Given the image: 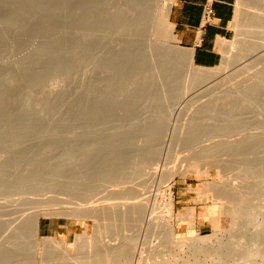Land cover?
Segmentation results:
<instances>
[{"label": "rangeland", "instance_id": "obj_1", "mask_svg": "<svg viewBox=\"0 0 264 264\" xmlns=\"http://www.w3.org/2000/svg\"><path fill=\"white\" fill-rule=\"evenodd\" d=\"M145 1L149 6L150 13L148 16V24L142 29L136 27L132 20L133 13L130 9L131 5L129 0H48L42 13L36 18H32V21H27V26L25 27H21L19 23L14 21L3 20L2 17L8 16L11 12L15 15H18V13L17 10H14L13 5H0V205L2 206L4 204V210L1 207L0 209L3 212H6L5 209L9 208V206H12V211L16 212L17 210H14L13 208L15 204V209H19V207L22 206V203L24 204L25 202L26 204V202H32L30 199L34 196L35 200H33V203L40 201L41 199V201L44 200V202L48 204L52 200V203H57H54L55 207H53L56 210H59V208H62L60 210L69 209V205L77 203L76 201H80L82 197L79 193L76 194V192H71L69 190L70 187L68 188V179L63 176L59 177L58 174H62L61 171L64 169L70 168L79 170L82 168V161L85 155H90L87 164L89 167L95 168L102 165V159H104L103 153L105 152L106 154L107 152L106 149L104 150L103 148L105 147L103 144V138H105L104 136L106 134L107 136L110 134L116 135L117 133L119 135H125L127 130H131L132 127L129 128V126L133 123L132 120L135 119H140L141 121L143 118H151V116L154 118L153 116H158V118L162 120V125L155 134L154 139L153 137L151 138V141L152 139L155 141L154 144L153 141L151 142L152 144L148 142L149 137L147 136L148 131L146 127L150 125L149 120V122H142L145 123L143 124L145 129L143 127L142 131L141 127L140 130L132 129L131 133L128 131L126 134V136L130 135V138L140 136L138 138L140 139L139 141H135L133 139L123 142L119 141L116 142L118 143L117 145H114V147L112 146V149L118 151V154L115 155L114 158L116 166L113 172V177L116 180L122 178L121 180L123 183L119 184L120 188H124L123 184L127 181L129 184L125 183V187H134V183H136V188L151 191V198L156 197L155 212L159 213V211H161V214H164V206L157 189V184L153 183L147 175L142 174L133 179L130 178V175L142 164L147 163V161L152 160L154 162L152 165L153 168L157 166L162 167L163 164L168 166H171V164L175 165V163L178 162L177 158L181 159L183 156H181V154L184 152L181 150L184 148L180 147L181 145L178 146L172 142L175 134L178 133L176 131V127L188 114L193 112L195 114H200V116L203 117V121L201 123L198 122L200 124L199 127H197L198 130L196 129V133L194 132L195 134H193L195 141L197 139L199 140L208 137L207 135L213 131V125L222 123L225 118L226 121L229 120L232 123H230L231 126L228 127L227 130H233L235 134L238 133L235 135L231 132V136H229V138L232 137V134L235 135L234 137H236V139L239 138H237V136L246 134L247 136L249 135L250 141H258L259 143V139L256 141L254 136H256V138H260V140L264 137V122L262 123V121H264V115L253 112L252 108L254 107V104L244 99H228L219 97L218 99L222 102V105L217 106L215 109L209 111L206 110L205 107H201L204 103H211L215 101L218 94L223 89H227L233 85H242V80L249 73L261 68L264 64V44L252 53L240 57V59L235 62H231V59H229L231 57H229L227 53V48L235 45L234 42L239 40L242 36L241 31L234 25L235 20H237V15H235L236 7L230 27V37L225 43V49L223 50L221 62L217 66L212 67L213 70L215 69L213 76L208 81L194 86L185 93H181L179 89L175 88V90L172 91L166 98H162L161 92H157L160 87L157 86L159 83L155 80L153 81L150 77V70L153 67L154 61L158 58L152 59L149 57L148 45L151 44L152 40H156L157 43L155 51H157V53H161L162 56L169 61H173L175 56L181 57L179 55L187 50L180 47L176 40L175 42H172L154 39L152 32L157 26L158 18H160V13L156 12L158 2L157 0ZM163 1L166 2L169 0ZM53 10H56V12H54L55 15L50 17L51 19L49 20L48 18L44 19L49 17ZM160 31L162 32V30ZM53 41L62 46V51L56 56L57 60L65 63V70L61 71L55 67H50L47 63L48 59H53L52 57L55 56L56 49L51 45L45 52L42 59L44 61L43 63H34L33 65L28 66L33 68V72H37V78L35 80H38L36 84L29 83L28 74L16 71L14 68V62L21 55L31 51L37 46L49 45ZM174 46H176V48H174ZM235 46L234 50L235 53H237L238 51ZM231 47L229 49L233 53L234 50L232 49L233 47ZM174 69L177 75H182V77L186 74H184V72L190 70L182 57L179 58ZM16 74L19 75L18 79L11 80L10 78ZM65 77L67 78L69 88L75 89L77 94L80 95V100L76 107L80 108L81 112L79 111L80 113H77L78 115L76 116L67 114L61 108L57 109L56 105H51L52 107L49 106L47 108L40 107L44 99V89H46V85L49 81L56 78L64 79ZM175 87H178V84ZM30 92H32L33 99L30 101L28 107H26L24 105V99L26 98L25 95ZM258 95L257 97L253 96V101L264 104V96L261 97ZM251 106L253 107L251 108ZM246 107L248 112H246ZM25 108L31 115H27L23 112V109ZM232 108L235 109L234 112L230 111ZM213 119H215V122ZM122 120H125V124L124 122H121ZM120 123L123 124L120 125ZM126 125L127 128H125ZM123 127L126 132L122 131L123 129L120 130V128ZM109 128H112V130ZM113 130H117L115 131L116 133H113ZM142 135H144V137H142ZM246 135L244 136L245 138ZM250 135H254L252 136L254 139H252ZM146 136L147 141H144ZM234 137L231 139H234ZM215 138L217 137L212 138V140H215ZM240 138L242 137L240 136ZM263 140L264 138L262 141ZM100 141H102V144ZM168 141L170 143H168ZM147 142L151 144V146H149ZM255 142L252 145H249V143L245 147H243L244 145H241L243 148H241L242 150L240 149V151V146H236L238 147V152H236V154L234 152L232 154L234 156L227 154V156L224 154L220 155V158L226 157L225 161L223 160L222 163L223 165L226 162V167L228 162V166L229 164L232 166V163L235 165L236 162V165L238 164L239 167H243L247 162H250V165L246 164V168L249 166L250 168L247 169H250L251 171L247 174L251 173L253 176H249L250 174L247 175V178L249 176L252 179L248 178L247 181L245 180L244 182L247 183L246 186L253 183V186L255 187L256 185L257 187L255 189L254 187H251L252 185H249V189L255 191L250 192L251 194H249V196L251 200H249L250 198L247 200V204H250V201H252V204L254 203L252 206L248 204L250 208L252 207L251 209L247 206V209L250 210V213H253V215H256L258 211H261L259 207V210L256 209V203H262L263 200L261 201L259 197L264 196V170L262 169L264 168V141L259 143L260 145H256L258 143L255 144ZM100 146L102 149H99ZM150 147L154 148L150 150ZM232 147L233 146L230 148ZM236 147H233V149ZM147 148H149V150ZM235 150H237V148ZM261 150L263 151L262 153ZM96 151L98 152L96 153ZM69 153H73L74 158L68 162L67 155ZM237 153L240 154V156ZM228 156H232L231 159L230 157L228 158ZM235 158H239L241 160L244 159L245 161ZM175 159H177V161ZM215 159L218 158L216 157ZM235 160H238V162ZM239 161L244 162L245 164L240 162L241 166L239 165ZM260 163L262 164L261 166L259 165ZM234 165L232 167H234ZM232 167L229 168L231 169V172L228 169L231 176L233 174ZM234 168L236 169V167ZM243 168H245V166ZM246 168L245 171L247 172L248 170ZM224 171L229 174L225 169L223 172ZM254 171L255 173L252 174ZM14 172H16V174H13ZM237 172V170H234V174H237ZM256 172H258L256 175V177H258L257 179L254 177ZM259 172L261 173L260 177L258 176ZM31 173L32 175H36L35 180L32 182L34 184L32 185L38 194L33 192L37 195L36 196L32 192H29L31 195L33 194V197L26 198L25 196L26 194L28 196V192H23L25 194L22 195L23 193H21V191H23L24 188L20 186L19 183L25 181L27 179L26 177L30 176ZM214 173H216V169L211 170V180L216 179V174L214 175ZM210 177L208 178L209 181H211ZM187 182H179L175 186L176 216H174L171 223H173L175 227H178L180 232L184 234L186 232L184 230H187L188 228V219L186 220L188 217L183 219L182 217L184 215L182 214L184 213L182 212H184L187 208L192 207L196 217V226L194 231L197 236L200 237L202 235V237H207V235L214 236L217 234L216 236H221V238H230V242H225L227 245H229L228 243H230V245L233 244L234 246L235 244H242V246L244 245L245 247H250L256 235L255 230L258 226L256 225V221V226L251 227L253 224L249 225V218L251 217V214L249 215V211L247 216L242 217V220L239 219L241 220V224L238 221L240 226L236 225L238 227L234 228H229L228 222L225 221L230 217L226 216L227 218H225V215H220L225 219L223 218L222 221V218L219 217L221 220H218L219 223L217 227L219 228V226H223V224H221L223 222L225 226H221L219 230L210 223H213V219L211 220V216L213 217V214L211 216L210 214L207 215L206 219H200L199 217L201 213L204 214L205 211H209L208 208H206V210L204 207H207L212 203L210 202L212 201L210 193H205L204 191L203 194H201L195 190L198 183H201L202 180L199 181L197 176L189 174ZM92 183L93 186L98 184L97 178L94 179ZM118 186L113 185V189H119ZM188 186H191L192 188L194 187L195 189L193 188L194 190L192 191L188 190ZM80 187L81 185L77 188ZM104 190L105 191L103 193H100L102 190H100L99 193L102 196L105 194L107 196L108 194L106 191H111L112 188L109 187L108 190ZM156 192L157 195L155 196ZM54 194L55 196H58H54L53 201L50 197H53ZM100 194H98V192L94 194V196L96 195V199L102 197ZM205 194L206 199H204L203 196ZM44 195L51 196L44 197ZM73 196L76 198L78 197V199L76 200ZM22 197L24 198L22 199ZM42 197H44L43 200ZM59 197H61V201L64 198L66 199L61 203ZM25 198L27 201H25ZM45 198H48L49 202L48 200H45ZM68 198V201H70L71 198L72 201L70 204L68 202L67 205L66 200ZM196 198L197 200L200 199V201H196ZM36 199L39 200L36 201ZM96 199L94 198L93 200ZM201 199L204 200L202 203ZM18 202H20V204ZM106 202L114 204L113 202H117V200L115 201V199H109L108 201L106 200ZM60 203H65V208L66 206L69 207L65 209ZM81 203L82 205L84 204L82 201ZM30 204L27 203L28 206L23 205L25 206L24 209H27L28 207V211H31L29 208H32L33 210V207L38 203H34L33 206ZM56 205H59V207ZM23 206L21 208H23ZM183 207L186 209H183ZM208 207L211 206L209 205ZM21 208L19 211L23 210ZM176 210L178 211V216ZM180 210L182 214L179 213ZM28 211L25 210V212ZM4 213L3 216H1L2 212L0 211L1 219L3 218L4 220L12 214L9 213V211L6 215ZM12 215L11 217L13 219L17 217ZM187 215L188 212L186 210L185 216ZM208 216H210V219ZM11 217L7 218V221H9L8 219ZM179 217L181 218L178 222L175 221L176 218L178 219ZM246 221L248 222L250 228L248 226V228L246 227ZM89 223L90 221H87V226L83 228L81 220H76L65 215H41L39 233L41 236H53L58 240L64 241L65 245H70V243L74 240V234H79L81 236L84 235L88 238L90 236H95V228H92ZM227 226L228 228H226ZM105 229L107 232H102V235L110 237L114 236V233H120L123 229H126L127 233L132 230V228ZM7 231V228H0V242L5 239L4 235ZM136 231L141 235L139 240L135 242L132 248L127 246V250H125L124 255H122L123 257L121 256L120 259L113 258L109 264H134L135 261L131 262L129 260L132 255L135 257L139 256V259H137L141 262L144 261L143 259L145 258L148 246H146L143 241V235L144 233H147L148 228H139V230ZM209 240L210 243H215L213 241V237ZM258 241V247L264 248V234L263 237L258 239ZM81 246L84 247L85 245L83 244ZM83 247H80V249H77L76 251L74 250L76 253L73 252L71 246H65L64 250L71 253L73 252L76 255H82L86 252L85 247ZM158 247L159 248L156 250H158L157 253L159 255L161 251L163 252V250V253H165H162V258H159L162 260L165 256L166 258L163 260L165 261V259H169L170 263L168 262V264H172L171 260L173 261L175 258L173 257V259H171V252H176L177 250L167 243L161 244ZM168 251H171L168 253L170 256L167 255ZM233 251L232 253L237 252V254H239V250ZM244 251L245 250H243V248L240 249L241 253ZM174 256L177 258L173 261L175 262L174 264L181 263H178V260L181 261L178 258L180 255H178V257L177 255ZM237 256L240 257L239 255ZM234 258H236V260L240 259L236 256H234ZM100 259L101 258L99 257L98 259L96 258L98 261ZM3 260L5 261L6 259L4 258ZM3 260L0 258V263ZM236 260L234 263L238 261ZM198 261L200 262L197 264H201L203 258L202 260L200 259L196 262ZM11 262L12 260H10V263ZM24 264H39V257L37 256V258H32L28 255L24 259Z\"/></svg>", "mask_w": 264, "mask_h": 264}, {"label": "bare ground", "instance_id": "obj_2", "mask_svg": "<svg viewBox=\"0 0 264 264\" xmlns=\"http://www.w3.org/2000/svg\"><path fill=\"white\" fill-rule=\"evenodd\" d=\"M129 1L131 5L130 9L133 13L132 20L135 26L141 29L143 27H146V25L148 24L147 22L149 21L148 16L150 13L148 4L146 3L145 0H129ZM47 2L48 0H0V5H4V4L13 5L14 10L15 11L17 10V13H18V15H15L11 12L8 16H3L2 19L8 20V21H14L16 23H19L21 27H25L27 26V21H32V18H36L42 13ZM157 2H158V6L156 7L157 8L156 12L160 13V16H159L160 18H158L157 26L156 28L153 29L152 35L154 36V39H157V40H164V41L166 40V41L175 42V38L173 34V25L168 21V14H169V10H170V6L172 2L170 1L165 2L163 0H157ZM235 7H236L235 15H237V20H235L234 25L241 31L242 36L241 38H239V40L234 42L236 46L233 45L232 46L233 48H232L229 45L233 50L235 49L234 48L235 46L238 51L237 53H235V50L232 53V51H230L229 49L230 47L227 48V53L229 57H231L229 58L231 59L230 60L231 62L232 61L235 62L238 59H240V57L252 53L253 51H255L256 49H258L264 44V0H236ZM54 12H56V10H53L50 13L49 17H46V18L43 17V18L44 19L48 18V20L51 19L50 17H53L55 15ZM160 30H162V32ZM156 43H157L156 40H152L151 44L148 45L149 57L152 59L158 58L156 59V61H154L153 67L150 70L151 71L150 77L153 81L155 80L157 81V83H159V85L157 84V86H160V87L158 88L159 90L157 92H161L162 98H166L172 91L175 90V88L179 89L181 93H185L186 91L190 90L194 86L208 81L215 73L214 72L215 69L213 70L212 68H207V67L204 68V67H199V66L194 65L191 60V55H190L191 53L187 50V51L182 52V54L179 56H181L185 60L186 65L188 66V68H190V70H188L187 72H184V74L185 73L186 74L183 75V77L182 75H177L174 67L178 63L179 58L181 57L175 56L173 61L166 60V58L162 56L161 53H157V51H155ZM51 45L54 46V48L56 49L55 56L52 57L53 59H48L47 63L49 64L50 67H55L61 71L65 70V66H66L65 63H62L59 60H57V56H56L62 51L61 45L53 41L49 45L37 46L31 51L21 55L14 62L15 64L14 68L16 71H20L22 73L28 74L29 83L36 84L38 80H35L37 78V72H33V68H30L28 66H31L34 63H40V64L43 63L44 61L42 59L45 55V52L48 49V47H50ZM174 48H176V46H174ZM167 62H170V63H167ZM179 76H181L182 78ZM18 77L19 75L16 74L10 79L17 80ZM177 84H178V87H175L177 86ZM44 90H45L44 92L45 94H44L43 102L40 106L41 108L42 107L47 108L51 105H56L57 109L61 108L67 114H71L75 116L81 112L80 108L76 107V105H78L79 103L80 95L77 94L75 89L69 88L66 77L64 79L56 78V79L50 80L49 83L46 85V89ZM257 95L261 97L264 96V64L261 68L252 71V73H249L242 80V85H233V86L228 87L227 89H223L218 94V97L215 99V101L211 103L210 102L204 103L205 105L203 104V106L201 107L202 108L205 107L206 110L210 111V110L215 109L217 106L222 105V102L218 99L219 97L228 98V99L230 98L240 99L241 98V99H244L254 104V107L251 106V108L253 107L252 108L253 112L264 115V104L256 103L255 101H253V98L255 96L257 97ZM25 97L26 98L24 99V105L28 107V105L30 104V101L33 99L32 92L27 93ZM23 110L25 114L27 115L30 114V112L26 111L27 110L26 108ZM246 110H247V107H246ZM230 111L234 112L235 109L232 108V110ZM246 112H248V110ZM153 117L154 118H152V116L151 118L149 117L143 118L141 121L140 119L132 120L133 123L130 122L132 124H130L129 126V128L131 127L132 128L131 130H127V133L128 131L129 133H131L132 129L140 130L141 127H142L141 131H142L144 127L143 124H145L142 122L144 121L149 122L150 120V125L147 126L146 129L148 131L147 136L150 138V139L148 138L149 140L148 142L151 143L155 137V134L157 133V131L162 125V122H161L162 120H160L158 116L157 117L153 116ZM124 121L122 120L121 122H124ZM202 121H203V117L200 116V114H195L192 112L188 114L185 118H183V120H181L179 125L176 127V131L178 133L175 134V137L172 143L173 144L175 143L178 146L181 145L180 147H183L184 149L180 147L179 148L182 149L181 151L185 152V153L183 152L184 154L183 153L181 154V156L183 155L181 159L177 158L179 162V163L177 162L178 164L177 163H175V165L171 164V166L163 164L162 167L157 166V167L152 168V165L154 162L151 160V161H147V163L145 164H142L139 168L135 169L130 175L131 179L137 176H140L142 174L147 175L152 180L153 183L157 184V189L163 201L162 204L164 206V214H161V211H159L160 214L158 212H157L158 214L155 212V198L156 197L151 198L152 197L151 191H145V190L136 188L135 187L136 183H134V187L133 186L125 187L126 185L125 183H128L127 181L124 182L125 185L123 184L124 188H120L119 184L123 183L121 180L122 178L120 177L121 179L116 180L113 177L114 176L113 172L116 166L114 163L115 162L114 158H115V155L118 154V151H115L112 148L114 147V145H117L118 143L116 142H119V141L123 142V141L131 140V139L135 141H139L140 139L138 138L140 136L135 137V138L134 137L130 138V135L126 136L127 133L125 135L123 134L119 135L118 133H117L118 135L110 134L111 136L109 134H108L109 136H107L106 134L104 136L105 138H103L104 139L103 144L105 145V147H108V148L103 147L104 150L106 149L107 152L106 154L105 152L103 153L104 159H102L103 160L102 165H99L95 168L89 167L87 164H88V159L90 155H85L82 161V166H81L82 168H80L79 170L68 168V169L62 170L61 171L62 174H58L59 177L63 176L64 178L68 179V182H67L69 184L68 188L70 187L69 190L71 192H76V194L79 193L80 196L82 197L81 199L79 197L80 199L79 201L77 200L78 197L76 198L75 196H73L76 198L77 203H73L72 205H69L70 207L66 206V208L69 207V209L67 210H60L62 208H59V210H56L55 208H53L55 207L54 205L55 202L52 203L51 199H50L51 200L50 202L52 204L49 202L48 198H45V200H48L49 203L47 204L46 202H44L43 198L46 196L50 197L51 195H46V196L44 195V197H42L43 201H41L40 198H39L40 201H37L39 199H36L37 202H34V203L36 204L38 203V204L37 205L35 204L36 206H34L35 208L33 207V210L32 208H29L31 211H28V207L27 209L26 208L24 209L25 206L23 205H27V203L28 204L31 203L30 205L33 206L34 204L33 200H35L34 199L35 196L33 197L32 195L36 192V190L33 188L32 184L34 183L32 182L35 180L36 175H32L31 173L30 176L26 177L27 179L19 183V185L24 188L23 191H21V193L28 192V196L27 194L25 196L26 198L33 197L30 199V201L32 202L30 203L26 202L25 204V202L22 200L24 202V204L22 203L23 208H21L22 206L19 207V209L20 208L23 209L22 211L21 210L19 211L18 208L15 209L16 204L15 206H13L14 210H17L16 212L12 211L13 210L11 208L12 206H9L10 209L9 208L5 209L7 213L5 211L4 213L0 209V211L2 212L1 216H3V213L5 215L8 214V211L9 213L13 212L12 214L14 215V217L17 216L16 218L13 219L11 217L12 214H10L9 217H11L10 218L11 221L10 219H8L9 221H7V218L9 217L7 218L5 217L6 219L4 220L3 218L1 219V216H0V228L8 229V231L4 235L5 239L0 242V258L1 260H3L4 258L6 260L1 261L0 264H24V259L28 255L31 256L32 258H35V257L37 258L38 256L39 264H44V263L46 264H95V263L109 264L113 258L120 259L121 256L124 255L125 250H127V246L132 248L135 242L139 240L141 235L140 233L136 231V230H139V228H148L147 233H144L143 235V241L145 245L148 246V249L146 251L145 258L143 259L144 261L142 262L138 260L139 256L135 257L134 255H132L129 258L131 262L135 261L134 264H168L169 259H165V261L163 260L164 258H166L165 256L163 257L162 260L159 258V257L162 258L163 254H165L163 253L164 250L163 252L161 251L160 255L157 253L158 250H156L157 248H159L158 246H160L161 244H165V243L170 244L171 247L177 250L176 252L170 251L172 258L171 257L169 258L173 259L174 257L175 259L173 261H175L177 258L174 255H177V257L178 255H180V257L178 258L181 261L178 260V263L179 262L181 263L179 264H195L197 260H200V259L202 260V258H203V261L201 262V264H264V248L258 247V242H259L258 239L260 237H263V234H264V210H263L264 196H262L263 195L262 194L261 195L262 197H259L261 201L263 200L262 202L263 204L261 202L256 203V209H258L259 207L261 211L260 212L258 211L256 215L255 214L253 215V213L251 214L250 210L247 209V206L248 207L249 205L252 206L254 205V203L252 204L251 203L252 201H250V204L248 203L249 204L248 205L247 200L250 198L249 196V194H251L250 192H255L249 189L251 185H252L251 187H254V186H253V183H251V185L248 184L247 185L248 187H247L246 186L247 183L244 182L245 180L247 181V179L250 178L249 176L251 177L253 176L251 175V173H249L250 175L247 174L248 172H251L250 169H247V168H250L249 166H247L246 168V164L250 165V162L246 161L247 163L245 164L244 162H241L242 160L245 161L244 159L241 160L239 158H235V159L241 160L239 161V165H241V163L245 164L244 166L248 170L246 172L245 168H243L244 166L239 167L238 164L236 165L235 161L238 162V160L234 161L235 165L230 160L231 157L234 156L232 154L234 152L235 154L236 152H238V147L236 146H240L239 148V151H240L241 148L245 147L249 143H250L249 145H252L255 141L254 140H253L254 142L250 141L249 135L247 136L246 134H245L246 138L249 137L248 138L249 140L244 137L245 135H240L242 138H240V136H237V138L238 137L239 138L236 139V137L234 136L238 133L235 134L233 130L232 131L227 130V128L231 126L230 125L231 122L229 120L226 121V118L225 120L222 121V123L213 125V131L212 133L207 135L208 137L204 139H199V140L197 139L195 141L194 140L195 138H193L194 136L193 134L196 133L195 130L200 125L198 122L201 123ZM213 121L215 122V119H213ZM263 122L264 121H262V123ZM122 124L120 123V125ZM146 124H149V123H146ZM125 128H127V125ZM121 129H123L122 131H125L124 127L120 128V130ZM110 130H112V128ZM115 131L117 130H113L112 132L116 133ZM231 132L235 134V135L232 134V137H231V138L234 137V139L229 138V136H231L230 134ZM147 136H146V139H144V141L145 140L147 141ZM142 137H144V135H142ZM152 137L153 139L151 141ZM214 137H217L218 139L215 138V140H212V138ZM254 138L256 141L259 139V143H262L264 141V140L262 141L264 137H262L261 140L260 138H256V136H254ZM254 138L252 137V139ZM154 142L155 141H153V144ZM100 143L102 144V141H100ZM168 143L170 142L168 141ZM256 143H258V141L255 142V144ZM259 143L256 145H260ZM151 144H149V146H151ZM241 145L242 146L244 145V146L241 147ZM231 146L236 147L237 150H235L236 148L233 149V147L230 148ZM153 148H151L150 150H152ZM99 149H102V147L100 146ZM147 149L149 150V148ZM263 151L261 150V153ZM97 152L98 151H96V153ZM223 154L232 155V156H228V158L230 157L229 159L230 162L234 165V167H236L235 169L234 167H232L233 165L230 166L229 164V166L233 168L232 176H231V173H229V171L231 172V169H229L230 167L228 166L229 162L227 163V167L229 168L226 167L225 165L226 162L225 164L222 165L223 160L225 161V158H226V157L220 158L221 157L220 155H223ZM238 155L240 156V154ZM216 157L218 159H215ZM73 158H74L73 153H69L67 155L68 162L69 160H72ZM177 159L175 160L177 161ZM232 161H233V158H232ZM261 163L259 164L260 166L262 165ZM224 165L227 169L224 167ZM223 168L229 174H227L225 171L223 172L224 170ZM259 168H262V167H259ZM212 169H216V173H214V175L216 174L215 180H211V177H210ZM262 169L264 170V168ZM262 169H259V170H262ZM234 170L238 171L237 174L236 173L234 174ZM16 172H14L13 174H16ZM260 172L258 174L259 177H260V174L262 173ZM253 173H255V171L252 172V174ZM257 173L258 172L254 174V177L256 179L258 178L256 177ZM189 174H193L197 176V179L199 181L202 180L201 183L200 182L198 183V185L196 186L197 187L196 189L194 187L193 188L198 193H201V194H203L204 191L205 193L206 192L210 193L211 198H212V201H210L212 202L211 203L212 205L209 204L211 207H208L209 205L207 207L206 206L204 207L205 209L208 208L209 210L207 211L208 213L206 211L204 212V214L201 213L200 215L197 213L200 219H206L207 215L210 214L211 216L213 214V217L211 216V220L213 219L212 220L213 223L212 222L210 223L214 225V227L216 228L219 223L218 220L219 219L221 220L222 218L221 216L225 215V218L230 217L227 219L228 221L225 220L226 222H228L229 228H234V227L240 226L238 224V221L241 224L240 221L242 220V217L247 216L248 211H249V215L251 214L250 215L251 217L248 215L250 218L247 217L250 219V222L247 220L249 222V225L253 224L251 225V227L252 226L254 227L256 225L258 226L257 229L255 230L256 235L250 247H245L244 245L242 246V244H237V245L235 244L234 246L233 244L230 245V243H228L229 245H227V243L225 242H230L231 241L230 238H225V237L221 238L220 235H219L220 237L216 236L217 234H215L214 236L207 235V237H202V235L200 237L197 236L194 231V228L196 226V217L194 215L195 212L192 207L187 208V209L184 208L185 206L183 207V209H186L188 212L187 216H185L186 210L182 212L184 214L181 213V210L179 212L182 215H184L182 217L183 219H185V217H188L186 218V220L188 219L187 221L188 228L187 230H184L186 231L184 234L180 232L178 227H175L174 224L171 223L174 216H176L175 215L176 214L175 213V186L179 182L180 183L187 182V178ZM247 175H249L248 178H247ZM209 177L211 181L208 180ZM96 178H97L98 184L93 186L92 182ZM80 185L81 187L77 188ZM113 185L114 186L119 185L118 186L119 189L115 187L117 189L114 190ZM109 187L112 188V190L106 191L108 194L107 196L106 194L105 195L103 194L104 196H102L100 193H103L105 191L104 189L108 190ZM187 188L188 190H191V191L194 190L191 186H188ZM254 188L255 189L257 188L256 185ZM100 190L102 191L100 192ZM29 192L30 193L34 192V193L31 195ZM96 192H98V194H100L103 198L100 197L102 199L97 198L99 199L97 200L96 195L94 196ZM24 194L25 193H23L22 195ZM156 195H157V192L155 193V196ZM54 196L55 194L53 195V197H50L53 199V201H54ZM203 196H204V199H206V194ZM93 197L96 200H93L94 199ZM23 198L24 197H22V199ZM26 198H25V201H27ZM60 198L61 197H59V199ZM69 198L66 200L67 205H68V202L70 204V202L72 201V198L70 201H68ZM197 198H196V201L198 200L200 201V199L197 200ZM65 199L66 198H64L62 201H65ZM109 199L110 200L115 199V201L117 200V202H113L114 204H112L111 202H106V200L108 201ZM55 200L57 201L56 198ZM249 200H251V198ZM62 201L60 199L61 203ZM81 201L84 203L83 205ZM202 201L204 200L201 199V203ZM18 203L20 204V202ZM58 204H59V200H58ZM3 205L2 206L0 205V207L4 210ZM61 205L63 206V208H65V203ZM203 205H204V202H203ZM56 206L59 207V205H56ZM251 208L249 207V209ZM25 210H27L28 212H25ZM176 212L178 216V211L176 210ZM14 213L15 214L17 213V214L15 215ZM41 215H56V216L65 215L70 218H74L76 220H81L83 228L87 226V221H90L89 225H91L92 228H95V236L94 237L90 236L88 238L87 236H84V235L81 236L79 234H74V238H73L74 240L70 243V245H65L64 241L58 240L57 238L53 236H41L39 233ZM210 216H208V218ZM180 218L181 217H179L178 219L176 218L175 221L178 222ZM223 218H222V221H223ZM247 221H246L247 223L246 227L248 226L250 228ZM255 221H256V225H255ZM221 224H223V226L221 225L222 227L225 226L224 222ZM221 226H219V228ZM105 228H132V230H130V232L127 233V230L123 229L122 231H120V233H114V236L110 237L107 235H102V232L104 233L107 232ZM133 228H136V229H133ZM226 228H228V226ZM211 237H213V241L215 243L209 242L210 241L209 239ZM83 244L85 245L84 247L86 249L85 250L86 252L82 255L78 254L79 256L76 255L75 251L77 249H80V247L82 248L83 246L81 245ZM65 246H71L73 249V252L75 253L65 251L64 250ZM242 248L243 250H245L243 253L240 252V249ZM232 249L234 251L239 250V254H237V252L232 253L233 251ZM170 252L168 251L167 255H169L168 253ZM237 255H239L240 257H238ZM234 256L240 259H237L238 260L237 261L236 258H234ZM98 257L101 258L99 261L96 260V258L98 259ZM10 260H12L11 263H10ZM235 260L237 262L234 263ZM173 261L171 260L172 264L175 263ZM154 262H157V263H154ZM199 262L200 261L196 262V264Z\"/></svg>", "mask_w": 264, "mask_h": 264}, {"label": "crops", "instance_id": "obj_3", "mask_svg": "<svg viewBox=\"0 0 264 264\" xmlns=\"http://www.w3.org/2000/svg\"><path fill=\"white\" fill-rule=\"evenodd\" d=\"M168 20L177 44L188 50L194 65L217 66L230 37L236 0H169ZM209 5L211 17L205 21L203 8Z\"/></svg>", "mask_w": 264, "mask_h": 264}, {"label": "built area", "instance_id": "obj_4", "mask_svg": "<svg viewBox=\"0 0 264 264\" xmlns=\"http://www.w3.org/2000/svg\"><path fill=\"white\" fill-rule=\"evenodd\" d=\"M211 14H212V9L209 5H205L204 8H203V18L205 21H207L210 17H211Z\"/></svg>", "mask_w": 264, "mask_h": 264}]
</instances>
